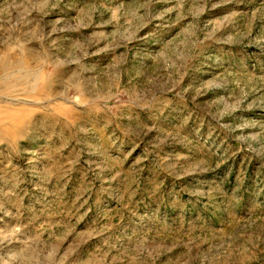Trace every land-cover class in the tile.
Wrapping results in <instances>:
<instances>
[{"label":"rangeland","instance_id":"obj_1","mask_svg":"<svg viewBox=\"0 0 264 264\" xmlns=\"http://www.w3.org/2000/svg\"><path fill=\"white\" fill-rule=\"evenodd\" d=\"M0 264H264V0H0Z\"/></svg>","mask_w":264,"mask_h":264}]
</instances>
